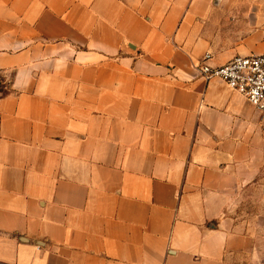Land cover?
Returning a JSON list of instances; mask_svg holds the SVG:
<instances>
[{
    "label": "crops",
    "instance_id": "crops-1",
    "mask_svg": "<svg viewBox=\"0 0 264 264\" xmlns=\"http://www.w3.org/2000/svg\"><path fill=\"white\" fill-rule=\"evenodd\" d=\"M264 2L0 0V264L251 260L264 113L198 68L264 54Z\"/></svg>",
    "mask_w": 264,
    "mask_h": 264
},
{
    "label": "built area",
    "instance_id": "built-area-1",
    "mask_svg": "<svg viewBox=\"0 0 264 264\" xmlns=\"http://www.w3.org/2000/svg\"><path fill=\"white\" fill-rule=\"evenodd\" d=\"M212 58L211 54H205L198 68L200 75L207 81L221 80L264 113V54L235 56L222 66H212Z\"/></svg>",
    "mask_w": 264,
    "mask_h": 264
},
{
    "label": "rangeland",
    "instance_id": "rangeland-1",
    "mask_svg": "<svg viewBox=\"0 0 264 264\" xmlns=\"http://www.w3.org/2000/svg\"><path fill=\"white\" fill-rule=\"evenodd\" d=\"M247 2H264V0H246ZM264 31V25L259 27ZM237 217H246L252 225L255 248L253 257L245 259L241 253L231 254L227 258L226 264H264V177L263 188L255 187L251 189L244 198L241 205L236 208Z\"/></svg>",
    "mask_w": 264,
    "mask_h": 264
},
{
    "label": "trees",
    "instance_id": "trees-1",
    "mask_svg": "<svg viewBox=\"0 0 264 264\" xmlns=\"http://www.w3.org/2000/svg\"><path fill=\"white\" fill-rule=\"evenodd\" d=\"M6 84L7 83H6L5 79H4V77H2L0 75V95L1 96H4V95L8 94V91L6 89V87H7Z\"/></svg>",
    "mask_w": 264,
    "mask_h": 264
}]
</instances>
